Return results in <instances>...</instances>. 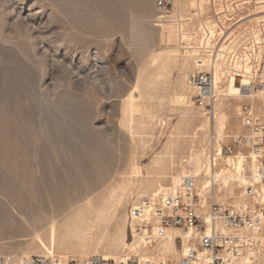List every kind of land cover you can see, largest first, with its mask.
Segmentation results:
<instances>
[{"label":"rangeland","instance_id":"374dc122","mask_svg":"<svg viewBox=\"0 0 264 264\" xmlns=\"http://www.w3.org/2000/svg\"><path fill=\"white\" fill-rule=\"evenodd\" d=\"M161 2L166 12L159 9ZM202 2L0 0V193L29 200L49 185L67 187V197L78 200L74 211L85 210L88 243H82L87 237L75 238L76 249L61 251L65 236L59 234L57 256L130 253L127 247L111 248L123 231L131 243V208L160 186L171 188L173 178L195 168L199 159L204 165L202 149L221 119L225 136L242 131L239 106L254 101L231 95L235 76L216 62L223 68L225 97L216 103L215 119L209 118L186 85V76L201 69L183 61L211 60V52L200 48L203 29L215 25V53L230 43L245 47L258 35L264 56V0ZM169 55L179 56L180 63L159 78L161 63L155 60ZM235 85L241 88L239 79ZM131 104L136 112L128 111ZM258 109L264 115V107ZM245 191L231 183L230 195L219 201L237 206ZM103 207L109 213L97 219ZM64 223L59 219L57 225ZM11 232L0 236V256L47 254L41 242L49 247V228Z\"/></svg>","mask_w":264,"mask_h":264},{"label":"built area","instance_id":"2783aa9c","mask_svg":"<svg viewBox=\"0 0 264 264\" xmlns=\"http://www.w3.org/2000/svg\"><path fill=\"white\" fill-rule=\"evenodd\" d=\"M158 6L166 12L163 2ZM250 40L245 47L228 44L219 52L223 53L220 59L215 49L200 50L211 52V63L220 61L223 70L240 80L243 99L261 104L264 56L258 39ZM245 79L247 86H243ZM186 82L196 91V105L215 119L216 103L225 96L215 92L212 73L190 72ZM240 120L242 131L229 137L213 125L202 149L205 162L199 174L191 166L174 193L152 195L131 208V244L136 243L144 258L129 252L116 259L62 258L51 251L39 256H0V264H264V116L249 102L242 105ZM225 177H230L227 183ZM231 183L246 187L237 206L219 201L230 195ZM170 228L182 232L175 238L178 258L161 250Z\"/></svg>","mask_w":264,"mask_h":264},{"label":"bare ground","instance_id":"6f19581e","mask_svg":"<svg viewBox=\"0 0 264 264\" xmlns=\"http://www.w3.org/2000/svg\"><path fill=\"white\" fill-rule=\"evenodd\" d=\"M203 2H204V0H203ZM215 26H213V27H208L207 26L206 29H203L204 36H206V37H204L202 39V41H201V48L202 49H205V50L212 49V46H211L212 45V41H213V39H215L214 37L216 35ZM255 37L258 38L259 36L257 35ZM183 38L184 39L185 38L189 39L188 37H185V36H183ZM258 42H259V40H258ZM192 48H194V47H192ZM222 50H224V48H222L221 51H219V52H222ZM194 52H198V51L195 50ZM221 54H223V53H221ZM221 54L219 53L218 59L221 58ZM155 61L161 63V65L159 66V78L160 77L161 78H163V77L167 78L170 75L171 70L174 67H176V65L178 63H180L179 62L180 61L179 56H177V55H169L167 57H158ZM184 62L189 67L195 66L196 69H201V70L205 68L209 72H211L212 75H213V88H214L216 93H218L219 95L220 94L222 95L223 91L221 90L220 84H221L222 79L224 77L222 78L221 73H220V70L222 69V67L221 68L218 67V65H220V64L217 65V63H214L213 61L211 63V60H208V59L204 60L203 57L201 59V58H196L194 56L186 57L184 59L183 63ZM222 74H224V73H222ZM235 83H236V79L234 77H232L230 79V89H229V90H233V93L231 95H234L235 98L242 99L244 97L243 91H242L241 88L236 87ZM248 84L249 83H248L247 80L243 81V86H247ZM190 89H192V88H190ZM187 97L188 96L186 94H184V93L180 94V98L184 102H186L185 100L187 99ZM253 105H254L255 108H257L258 113H259V109L258 108H259V106L264 107V102L260 104L259 102L254 101ZM128 108H129V110H128L129 112H131V113L132 112H136V108H135V106L133 104H131ZM241 108L242 107L239 106V110H241ZM259 114L262 115L261 113H259ZM262 116H264V115H262ZM223 120L224 119H221V122H220V125H219L218 132L220 134H223L224 131H225V128H226V124L224 122L225 120L224 121ZM201 160L199 159V161H197V162L195 161L196 162V164H195L196 166H195L194 169H195V172L197 174H199L203 170V163H202ZM155 163L156 164H160L158 160ZM238 166H239L238 169L242 168V162L241 161L239 162ZM89 171L87 172L88 174H89ZM84 173H85V171H84ZM187 174H188V172H184L182 176H177V177L173 178V182H172V187L171 188H166V187H164L162 185L157 190L154 189L156 191L154 192L153 195L157 196V195H161L162 193H163V195H169V194L174 193L176 191V189H178V187L180 186V184L182 182V178L184 176H186ZM228 178H230V177H225L226 181L228 180ZM8 189H9V187H8ZM10 190H6V191H10ZM66 190H67V187H65V185H61L60 183H57V184L55 183V185H49L47 190H40L39 189L37 192L34 191L35 194L29 200H27V198L24 199V197H17L15 195H13L14 193L13 194H10L9 192L0 193V236H1V234H4L7 230H10V231H12L14 233L15 232H20V231L21 232H25L26 230L27 231H33V232H36V231H41L42 232L44 229L49 228V235H50V238H51L49 247L44 242H41V245L48 252L53 251V253H54L55 247H56V244H57L56 238H57V235H59V234H63L65 236V239L62 240V242H61V244L59 246L61 251L67 250V252H68V250H70V249H76L78 247V245L74 243V242H76L75 238H85V237H87V238L83 239L84 241H82L83 246L87 245L86 244V243H88V240H87L88 239V236H87L88 234H87V232H88L89 229L87 227H84L85 224H86L85 220L87 219V217L85 216V213L83 212L85 210L79 209L77 211H74L73 207H74V204H75L77 199H72V198L67 197V194L69 195V193H66L68 191V190L67 191ZM76 194L77 195H74V196H78L79 193H76ZM114 194H115V196L118 195V194L116 195V193H114ZM124 194L125 193H123V195ZM70 195H71V193H70ZM81 196H82V194H81ZM28 197H30V196H28ZM146 198H148V197H144L142 202ZM80 202H82V201H80ZM108 202L109 201H107V203ZM111 202H109V203H111ZM114 203H118L120 205L121 201H120V203L117 202V201L114 202ZM118 204L114 205V207H116ZM109 205L110 204H108L107 206H109ZM103 208H105V210L102 212V210L100 209L101 213L99 214V216H97L98 214L96 215L97 219H98V217L102 218V217L105 216V214L109 213L107 211V209L109 207L108 208L107 207H103ZM113 211H112V213H110V215L113 214ZM59 219L60 220L61 219H65V223L62 224L61 226L57 225V223L59 222ZM107 221H109V220L107 219ZM99 222H100V220H99ZM98 223H96V224H98ZM101 224H102V222H101ZM101 224H98V225H101ZM180 234H182V232L180 230L170 228L168 230L167 237L164 240L165 244L163 243L164 244V248H163V245L161 246V250H163L164 253L171 255L173 258H178V250H177V247H176V244H175V238H176V236H178ZM7 237H8V235H7ZM91 238L92 237H90L89 239H91ZM92 242H93V240H92ZM96 244H97V241H96ZM107 244L110 245V243H107ZM125 247L130 249V253H133L134 255H138V256L142 257L140 255V253H139V248L136 245V243H133V244L129 243V241H127L126 231H123V236H122L121 240H114V242L112 243V248L111 249H113L112 252H114V251L118 252L119 249H121V251H122V248H125ZM108 249H109V247H108ZM92 251H90L89 253H92ZM94 252L96 253V251H94ZM81 253H83L84 255H88V251L87 250H82ZM95 253H93V254H95ZM43 254H45V253H43ZM111 254H115V253H111ZM60 257L67 258L68 256L67 257L60 256ZM106 257L111 258L110 256H106Z\"/></svg>","mask_w":264,"mask_h":264}]
</instances>
